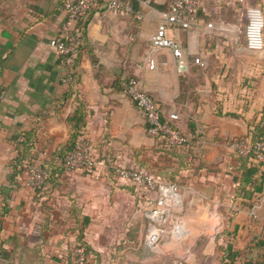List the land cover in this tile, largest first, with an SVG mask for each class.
Instances as JSON below:
<instances>
[{
    "label": "crops",
    "instance_id": "crops-1",
    "mask_svg": "<svg viewBox=\"0 0 264 264\" xmlns=\"http://www.w3.org/2000/svg\"><path fill=\"white\" fill-rule=\"evenodd\" d=\"M62 1L0 0L1 259L71 264L72 247L82 244L94 264H157L160 245L145 246L147 195L116 169L159 177L165 160L176 176L188 175L203 202L225 210L217 242L193 264H229V245L232 264H264V167L229 147L240 138L254 141L264 116V53L245 47L243 7L237 0H198L188 29L167 23L186 63L179 74L171 52L149 42L173 0H124L131 13L122 16L106 13L102 2L77 23L84 42L70 74L50 47L65 19ZM247 4L264 15V0ZM129 78L161 105L164 119L178 116L184 148L167 150L148 135L141 111L122 92ZM76 128L91 142L93 174L62 169ZM30 149L45 153L51 177L42 191L19 182L18 162L24 152L32 157ZM227 231L236 235L232 242Z\"/></svg>",
    "mask_w": 264,
    "mask_h": 264
},
{
    "label": "built area",
    "instance_id": "built-area-1",
    "mask_svg": "<svg viewBox=\"0 0 264 264\" xmlns=\"http://www.w3.org/2000/svg\"><path fill=\"white\" fill-rule=\"evenodd\" d=\"M104 3L106 13L116 16L128 15L131 7L124 0H63L62 10L65 14L64 22L59 34L50 41V47L60 57L61 65L71 74L76 65L81 46L84 42L82 33L77 29V23L87 18L100 3ZM243 7L245 17L244 39L245 47L249 51L264 53V15L257 5H248L247 0H237ZM198 0H173L169 11L155 31L150 35V47L154 50L167 49L176 61L179 74L186 71V63L181 55L179 42L167 33V23H174L183 29H188L196 15ZM212 23L207 27L211 28ZM194 63L204 66L199 58ZM148 67H155V60L149 58ZM71 75L63 79L69 82ZM122 92L141 111L148 125L147 133L150 137L163 142L167 150H177L187 144V139L174 125L178 119L175 113H170L167 119L163 118L161 105L153 100L141 87L136 78H129L121 83ZM260 134L254 141L240 138L230 141L229 147L237 157L251 158L253 162L264 167V116L260 123ZM23 138L19 142H23ZM44 151L34 150L32 157L24 163V171L19 177L22 187L32 191H42L48 181L49 174L43 166ZM96 159L92 153L90 140L79 136L74 148L62 158V169L66 173L83 171L94 173ZM119 178L129 181L133 186L147 195L150 207L147 214L149 220L148 231L145 237V246L150 250H157L162 239L168 234H174L178 227L173 223L175 211L182 206L178 187L167 185L154 178L151 174L135 169L120 166L116 169ZM71 264H94L86 248L82 244H75L71 251ZM0 264H7L0 259Z\"/></svg>",
    "mask_w": 264,
    "mask_h": 264
},
{
    "label": "rangeland",
    "instance_id": "rangeland-1",
    "mask_svg": "<svg viewBox=\"0 0 264 264\" xmlns=\"http://www.w3.org/2000/svg\"><path fill=\"white\" fill-rule=\"evenodd\" d=\"M171 167V163L164 160L159 177L151 175L162 183L178 187L183 205L175 211L172 224L183 225L185 232L179 237L162 240L156 252L159 257L157 264H193L206 248L209 249V245L212 247L217 242L215 237L226 223L225 210L216 204L203 202L196 190L197 185L191 186L187 181L188 175L176 176Z\"/></svg>",
    "mask_w": 264,
    "mask_h": 264
},
{
    "label": "trees",
    "instance_id": "trees-1",
    "mask_svg": "<svg viewBox=\"0 0 264 264\" xmlns=\"http://www.w3.org/2000/svg\"><path fill=\"white\" fill-rule=\"evenodd\" d=\"M116 118H117V115H115V118L113 119V121L115 122L116 121ZM112 121V122H113ZM78 137H79V133H78V130H77V128L74 130V132H73V134L70 136V139H69V148L66 150V152L64 153V155L68 152V151H70V150H72L73 148H74V146H75V144H76V142H77V139H78ZM187 144H185L183 147H181V148H179V149H182V148H184L185 146H186ZM178 150V149H177ZM34 150H32V149H30V151H29V154L31 153V152H33ZM170 153V152H169ZM64 155H63V157H64ZM28 156H26L25 157V152H24V154L22 155V157H21V159H20V161L18 162V166L20 167V169H19V171H18V173L20 174V176H21V174L23 173V171H24V162H26V161H28L29 160V158H27ZM62 157V158H63ZM238 158H240V159H243V160H246V161H250L251 163H254V164H256L255 162H253L252 160H251V158H242V157H238ZM48 171V174H49V178L51 177L50 176V173H49V170H47ZM48 178V179H49ZM226 238H228L229 240L231 239V242L234 240V239H236V235L235 234H232V233H230V232H226ZM234 247L232 246V245H229L228 246V248H227V258H226V260L228 261V263L229 264H232V262H233V260H232V257H233V254H235V250L233 249ZM186 253V252H185ZM0 254H1V249H0ZM0 259H1V255H0ZM7 264H10L9 262H7Z\"/></svg>",
    "mask_w": 264,
    "mask_h": 264
},
{
    "label": "bare ground",
    "instance_id": "bare-ground-1",
    "mask_svg": "<svg viewBox=\"0 0 264 264\" xmlns=\"http://www.w3.org/2000/svg\"><path fill=\"white\" fill-rule=\"evenodd\" d=\"M184 232H185V228H184V226H183V225L178 226V227L176 228V231L174 232V237H175V238H176V237H179V235L183 234Z\"/></svg>",
    "mask_w": 264,
    "mask_h": 264
}]
</instances>
